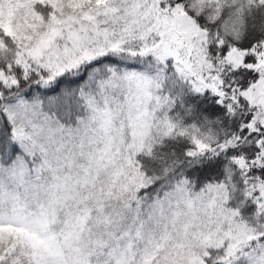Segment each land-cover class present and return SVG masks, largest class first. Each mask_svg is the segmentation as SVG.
Wrapping results in <instances>:
<instances>
[{
  "label": "snow or ice",
  "instance_id": "snow-or-ice-1",
  "mask_svg": "<svg viewBox=\"0 0 264 264\" xmlns=\"http://www.w3.org/2000/svg\"><path fill=\"white\" fill-rule=\"evenodd\" d=\"M30 2L26 28L0 23V264H264V0H249L239 39L237 0ZM170 72L213 94L205 121H232L183 160L153 136L176 128ZM222 152L239 184L226 169L194 188L183 168ZM197 206L206 219L182 222Z\"/></svg>",
  "mask_w": 264,
  "mask_h": 264
},
{
  "label": "trees",
  "instance_id": "trees-1",
  "mask_svg": "<svg viewBox=\"0 0 264 264\" xmlns=\"http://www.w3.org/2000/svg\"><path fill=\"white\" fill-rule=\"evenodd\" d=\"M231 3V0H227ZM249 0H237V9L233 15V19L229 22L227 26V31L234 39H239L244 33V21L242 19L243 10L247 9ZM45 11V10H42ZM173 89L168 96H171L176 104V111L171 113V120L176 123L175 131L161 133L158 137H163L165 134L171 135L173 137L174 147L177 150L176 158L183 160L182 150L188 144L191 146V141L193 138L202 140L205 143L215 144L222 139L232 128L231 119H226L223 121L221 118L220 122H217L213 118L212 123H208L199 114L198 106L206 108L209 104L214 103L212 99V93H200L197 94L192 89L180 90ZM207 91V90H206ZM207 97V103H204V98ZM195 98V99H194ZM217 107H223L217 105ZM197 109L191 111L192 109ZM239 115V114H238ZM156 142H159L158 140ZM202 161H211L210 165L206 168L204 167H185L183 168V174L186 175L192 182L194 188H199L205 183L217 182L225 179L226 172L233 174V180L239 184L241 177L239 169L231 163L228 159L227 153H220L217 156H213L211 153H204L200 157ZM178 172L181 169H177ZM231 188V184H230ZM233 201H237L242 193L237 188L236 192L229 190ZM249 207L252 205L249 204Z\"/></svg>",
  "mask_w": 264,
  "mask_h": 264
},
{
  "label": "rangeland",
  "instance_id": "rangeland-1",
  "mask_svg": "<svg viewBox=\"0 0 264 264\" xmlns=\"http://www.w3.org/2000/svg\"><path fill=\"white\" fill-rule=\"evenodd\" d=\"M45 14H46V10H45ZM30 15H31L30 0H4L3 3H0V23H3L6 27H10V28L16 27V28H21V29L26 28L28 25V20L30 18ZM13 21H15V25H13ZM168 75L169 77H172V80L168 83V85L164 89L163 95L168 96L171 92H173V89H177L178 92H182L180 90L193 89V83L191 79H187V80L182 79L179 75H176L171 72ZM254 94L256 95L264 94V86H261L258 89L254 90ZM166 116H167V108H165V110L161 113L160 118L165 119ZM167 131H168L167 127L164 124H162L159 129H154L153 136L158 137L161 133H165ZM84 163L85 161H81V164H84ZM96 171H98L100 175V181L97 183L96 189H95V191L98 193L100 184L104 183L105 185H107L108 181L110 180L109 173L112 171V167L109 163L106 162L104 164L99 165ZM230 184L231 182L229 183V190L231 189ZM88 194H89L88 192L85 193V195H88ZM237 202L238 201H232V205H230V207L235 206ZM193 215L198 217L196 221H193L192 219ZM180 219L182 222L195 223L199 225L203 220L206 219V217H204L203 215V210L200 209L199 206H197V211L195 213L188 212L186 216H182ZM200 230L201 229L197 226V227L191 228L189 231L192 233H195ZM187 243L189 245L188 249L180 250L182 255H190L197 251L195 247H192L193 245L196 244V241L194 239H189ZM166 251H174V250L166 249Z\"/></svg>",
  "mask_w": 264,
  "mask_h": 264
}]
</instances>
